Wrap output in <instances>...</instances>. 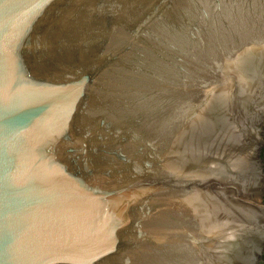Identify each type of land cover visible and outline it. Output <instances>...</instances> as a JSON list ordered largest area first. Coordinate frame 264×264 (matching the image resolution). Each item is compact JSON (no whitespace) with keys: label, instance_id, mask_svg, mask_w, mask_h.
<instances>
[{"label":"water","instance_id":"95a60500","mask_svg":"<svg viewBox=\"0 0 264 264\" xmlns=\"http://www.w3.org/2000/svg\"><path fill=\"white\" fill-rule=\"evenodd\" d=\"M263 147L264 0H0V264L241 262Z\"/></svg>","mask_w":264,"mask_h":264},{"label":"flooded vegetation","instance_id":"af4514ba","mask_svg":"<svg viewBox=\"0 0 264 264\" xmlns=\"http://www.w3.org/2000/svg\"><path fill=\"white\" fill-rule=\"evenodd\" d=\"M261 158L264 163V147L261 150ZM262 201L264 202V186L262 191ZM232 254L233 258L238 256L242 259L241 262L233 261L232 264H264V237L261 239L260 244L249 245L243 250L234 251Z\"/></svg>","mask_w":264,"mask_h":264}]
</instances>
